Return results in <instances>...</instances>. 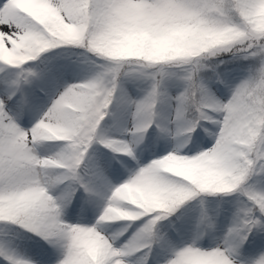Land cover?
<instances>
[{"label": "snow or ice", "instance_id": "obj_1", "mask_svg": "<svg viewBox=\"0 0 264 264\" xmlns=\"http://www.w3.org/2000/svg\"><path fill=\"white\" fill-rule=\"evenodd\" d=\"M0 264H264V0H0Z\"/></svg>", "mask_w": 264, "mask_h": 264}, {"label": "rangeland", "instance_id": "obj_2", "mask_svg": "<svg viewBox=\"0 0 264 264\" xmlns=\"http://www.w3.org/2000/svg\"><path fill=\"white\" fill-rule=\"evenodd\" d=\"M231 71H233V74L235 76L240 75L239 70H231ZM210 145H211V138H209V146ZM152 158H155V157H152ZM189 207H190V210L188 211V215L185 217L184 220L179 221L177 226H179V224L184 223L186 220L189 226L195 227L199 219V216H200V208L196 204L190 205ZM220 207L221 206L219 205V202L210 199V211L219 213ZM222 207L223 209H225V211L223 212L222 215H219L218 228L220 230L226 229V227L231 222V214H230V211H228L230 206L228 204H224ZM94 217H95V214L92 216L93 222H94ZM203 243L205 244V246H207L209 243H211V241L205 240Z\"/></svg>", "mask_w": 264, "mask_h": 264}, {"label": "trees", "instance_id": "obj_3", "mask_svg": "<svg viewBox=\"0 0 264 264\" xmlns=\"http://www.w3.org/2000/svg\"><path fill=\"white\" fill-rule=\"evenodd\" d=\"M213 199H216V198H213Z\"/></svg>", "mask_w": 264, "mask_h": 264}]
</instances>
